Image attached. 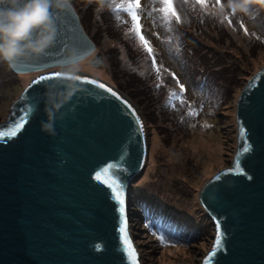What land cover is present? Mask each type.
Listing matches in <instances>:
<instances>
[{
  "label": "water",
  "instance_id": "95a60500",
  "mask_svg": "<svg viewBox=\"0 0 264 264\" xmlns=\"http://www.w3.org/2000/svg\"><path fill=\"white\" fill-rule=\"evenodd\" d=\"M67 5L51 9L54 44L39 57L8 64L13 72H38L0 120L3 132L23 123L15 136L0 138V264H130L108 187L115 177L102 169L119 166L128 222L127 198L144 168L147 133L129 95L87 71L55 67L89 55L96 45L70 0ZM234 112L232 161L197 191L213 225L199 264L205 258L208 264H264V64L240 88ZM218 232L221 244L210 256Z\"/></svg>",
  "mask_w": 264,
  "mask_h": 264
},
{
  "label": "rangeland",
  "instance_id": "374dc122",
  "mask_svg": "<svg viewBox=\"0 0 264 264\" xmlns=\"http://www.w3.org/2000/svg\"><path fill=\"white\" fill-rule=\"evenodd\" d=\"M71 1L80 19L93 7L87 31L97 42L74 62L76 70L127 95L133 91L136 97L129 96L147 132L144 168L127 198L128 233L141 264H199L211 245L213 225L197 191L232 161L236 97L264 64V0H221L222 6L208 0L206 8L195 0H173L179 20L162 10V0H140L136 11L158 72L131 31L128 0ZM37 72H13L0 61V120ZM131 73L144 85L125 84Z\"/></svg>",
  "mask_w": 264,
  "mask_h": 264
},
{
  "label": "clouds",
  "instance_id": "9594fccd",
  "mask_svg": "<svg viewBox=\"0 0 264 264\" xmlns=\"http://www.w3.org/2000/svg\"><path fill=\"white\" fill-rule=\"evenodd\" d=\"M68 0H0V61L9 65L18 59L42 55L56 40L52 8H63ZM77 65H68L74 72ZM53 131L51 124L44 125Z\"/></svg>",
  "mask_w": 264,
  "mask_h": 264
},
{
  "label": "snow or ice",
  "instance_id": "6c2138e0",
  "mask_svg": "<svg viewBox=\"0 0 264 264\" xmlns=\"http://www.w3.org/2000/svg\"><path fill=\"white\" fill-rule=\"evenodd\" d=\"M163 5L165 6L164 9H162L164 12L169 13L172 17H175L177 20H179V15L176 12V9L173 5V0H162ZM195 3L200 5L201 7H207L208 5V0H195ZM216 5H221V0H216ZM222 6V5H221ZM63 7H68L67 3ZM117 8L121 7V5L117 4ZM140 8V0H128L127 4V11L130 13L131 20H132V26H131V31L136 35V37L139 39L141 42L142 47L144 50L149 54V56L152 57V62H153V67L156 68V71H159V68L156 66V60H155V55L153 52V48L149 42V40L145 37L142 31V25L140 24V16L137 14L136 9ZM52 15V13H51ZM229 23L231 22L230 17ZM245 31L247 29L245 28ZM54 76H60V73H55L53 74ZM72 79L75 80H81L82 78L80 76H72ZM50 79V77L46 76H41L39 77V81H44ZM86 79V78H83ZM38 81H33V83H37ZM92 84H98L97 81L93 80L90 81ZM98 86L102 89H106L107 92L111 93L113 96H117V93L113 92V90L109 87H107L104 84H98ZM183 85H181V91H183ZM127 105V101H123ZM128 108L132 111L133 116H135V110L131 109V105H127ZM193 114V113H190ZM139 117H136V120H138ZM21 121H23V117H21ZM207 126V125H205ZM23 127V123H17L14 127H12L9 131L3 132L0 131V138H4L5 136H15L17 131ZM139 127L142 128V124L139 125ZM247 151V148L244 149ZM238 167V165H237ZM103 173H111L115 178L111 179L110 182H108V187L110 189V195L113 200V202L116 204V210L118 213V217H122L119 219V224H118V232L120 233V238L122 242V246L124 249V252L126 253V259L130 261V264H138V259H137V252L131 242V239L128 234V227H127V218L126 216H122L125 212V199H124V185L122 180L120 179V171H119V166L118 165H113L109 164L108 166L104 167L102 169ZM231 171V169H230ZM101 173L98 172L96 174V178L99 179ZM219 179V177H218ZM219 228V225H218ZM159 242L162 245L167 246L169 241L167 240L166 237L160 236L158 237ZM221 244V236L219 232L217 233L216 241L213 247V252L210 253L211 255L215 254L216 248H218ZM208 259L205 258V264H208Z\"/></svg>",
  "mask_w": 264,
  "mask_h": 264
},
{
  "label": "trees",
  "instance_id": "16d2710c",
  "mask_svg": "<svg viewBox=\"0 0 264 264\" xmlns=\"http://www.w3.org/2000/svg\"><path fill=\"white\" fill-rule=\"evenodd\" d=\"M71 1V0H70ZM72 2V1H71ZM72 4H73V2H72ZM74 5V4H73ZM88 6V5H87ZM86 6V7H87ZM89 8H86L84 11H86V13L84 12V13H82V16H81V23H82V25H83V27H84V29L87 31V23H89L90 21H89V19L91 18L90 16L92 15V10H94L93 9V7L90 5V6H88ZM103 14H105V13H103ZM111 25V24H110ZM87 33H88V31H87ZM91 36V38L94 40V42H95V44L97 43L96 42V37H94V35H90ZM8 64V63H7ZM10 68V67H9ZM132 74V73H131ZM126 75H128V74H126ZM141 77H139L138 75H134V74H132V76H127V78L125 79V84H130L131 83V81L133 82V83H135V86L134 87H136V86H143L144 84H141ZM128 88H130V86H128ZM131 90V89H130ZM133 90V89H132ZM128 94L131 96V97H133V98H135L136 96L134 95V92L133 91H128Z\"/></svg>",
  "mask_w": 264,
  "mask_h": 264
},
{
  "label": "bare ground",
  "instance_id": "6f19581e",
  "mask_svg": "<svg viewBox=\"0 0 264 264\" xmlns=\"http://www.w3.org/2000/svg\"><path fill=\"white\" fill-rule=\"evenodd\" d=\"M80 63H82V62H80ZM37 72V71H36ZM140 114V113H139ZM147 133V132H146Z\"/></svg>",
  "mask_w": 264,
  "mask_h": 264
}]
</instances>
